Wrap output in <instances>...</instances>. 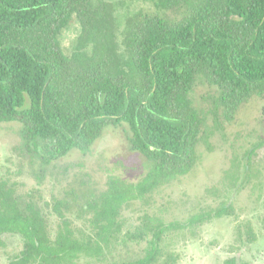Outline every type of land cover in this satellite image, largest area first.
Wrapping results in <instances>:
<instances>
[{
  "label": "trees",
  "instance_id": "obj_1",
  "mask_svg": "<svg viewBox=\"0 0 264 264\" xmlns=\"http://www.w3.org/2000/svg\"><path fill=\"white\" fill-rule=\"evenodd\" d=\"M154 5L165 13L130 17L120 49L108 0H0V124L19 123L22 137L40 141L52 159L86 152L106 129L126 126L130 149L148 165L135 183L108 177L87 205L83 227L56 203L54 235L39 205L0 177V247L8 236L22 240L9 264H77L115 243L146 244L142 256L118 264L179 263L166 239L180 225L145 210L124 231L123 212L194 168L203 125L191 99L198 82L214 87L215 110L227 124L264 94V0ZM73 18L81 30L65 54L59 38ZM232 214L222 206L192 216L188 226ZM251 226L237 231L238 242L255 241Z\"/></svg>",
  "mask_w": 264,
  "mask_h": 264
},
{
  "label": "rangeland",
  "instance_id": "obj_2",
  "mask_svg": "<svg viewBox=\"0 0 264 264\" xmlns=\"http://www.w3.org/2000/svg\"><path fill=\"white\" fill-rule=\"evenodd\" d=\"M114 4L117 41L123 49L127 20L140 11L157 12L155 0H108ZM75 18L59 40L69 54L80 34ZM194 107L203 117L192 171L161 187L147 203L132 202L124 210L131 229L146 210L166 223L180 225L168 233L167 247L180 255L178 264H264V94L252 97L227 124L219 109L217 93L198 82L192 91ZM126 126L110 127L86 152L72 151L52 159L40 141L21 135L19 123L0 124V177L14 185L17 195L36 202L54 235L61 204L65 218L83 227L86 207L104 190L108 177L131 183L145 174L148 165L130 149ZM230 205L233 214L213 217L190 229L194 215ZM250 223L255 241H237V231ZM146 244L115 243L98 258L81 257L77 264H118L143 254ZM22 249L18 236H8L0 247V264H9Z\"/></svg>",
  "mask_w": 264,
  "mask_h": 264
}]
</instances>
